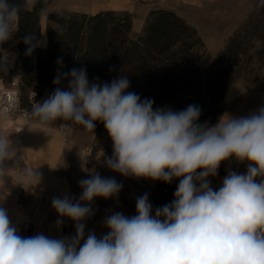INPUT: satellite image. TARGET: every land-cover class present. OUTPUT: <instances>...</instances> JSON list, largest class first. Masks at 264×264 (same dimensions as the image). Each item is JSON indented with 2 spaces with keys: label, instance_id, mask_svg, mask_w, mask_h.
<instances>
[{
  "label": "clouds",
  "instance_id": "1",
  "mask_svg": "<svg viewBox=\"0 0 264 264\" xmlns=\"http://www.w3.org/2000/svg\"><path fill=\"white\" fill-rule=\"evenodd\" d=\"M259 3L264 6V0ZM19 12V5L0 0V45L16 34ZM22 40L31 55L39 42L32 33ZM9 66L8 56L0 55V71ZM63 80L67 90L60 87ZM53 83L55 91L35 102L29 114L41 127L62 120L64 129L79 125L93 133L102 122L113 143L112 156L104 157L109 169L125 177L180 182L173 202L154 215L145 193L136 200V215L106 216L109 231L101 237L90 232L85 238L91 203L118 196L123 185L98 173L79 182L78 199L66 194L52 200L61 218L57 226L69 218L73 236L22 237L0 207V264H264V107L244 117L224 115L209 126L197 123L196 105L154 109L153 100L128 91L127 76L90 83L86 69L72 68L58 72ZM16 153L9 137L0 135V175ZM231 160L247 162L246 173L230 171L214 190L208 177ZM37 182L38 174L25 169L24 183Z\"/></svg>",
  "mask_w": 264,
  "mask_h": 264
},
{
  "label": "trees",
  "instance_id": "2",
  "mask_svg": "<svg viewBox=\"0 0 264 264\" xmlns=\"http://www.w3.org/2000/svg\"><path fill=\"white\" fill-rule=\"evenodd\" d=\"M10 2L20 6L17 32L12 38L13 49L17 52L13 65L15 74L19 75V89L33 85V77H36L38 84L32 87L38 96L45 88L53 92L57 87L53 81L58 72L84 68L90 83L111 84L113 80L127 76L130 81L128 91L135 92L142 100H153L154 109L182 111L189 105H196L201 109L197 123L211 126L218 122L222 113L220 102L231 71L230 67L220 69L226 54L220 52L205 71L201 70L197 65L199 54L195 55L192 50L194 45H202L201 39L195 37L196 30L173 11L150 10L144 32L136 39L129 35L132 15L126 10H101L94 14L74 11L65 15L49 12L47 45L36 46L31 55H26L22 38L26 33H32L35 40H39V18L49 0ZM26 2L28 7L24 6ZM262 8L258 6L256 10L260 12ZM261 17H264L263 13ZM187 30L194 36L189 42L185 36ZM258 38L264 45V21ZM7 44L0 47L5 48ZM164 51L170 52L165 55ZM58 59H62V65L57 63ZM66 85L67 80H63L60 87L65 90ZM94 133L92 154L102 149L112 156L113 143L102 122H96ZM230 171L246 173L247 162L223 161L218 174L208 177L211 187L218 190ZM153 182L150 197L155 213L157 208L173 202L180 180Z\"/></svg>",
  "mask_w": 264,
  "mask_h": 264
},
{
  "label": "crops",
  "instance_id": "3",
  "mask_svg": "<svg viewBox=\"0 0 264 264\" xmlns=\"http://www.w3.org/2000/svg\"><path fill=\"white\" fill-rule=\"evenodd\" d=\"M84 1L64 0L65 5H55V1H51L47 10L59 14L72 11L95 13L101 10H126L133 15L132 30L136 28V31L142 27L144 17L152 8L173 10L199 29L202 27L200 15L204 13L205 18L210 19L208 24L211 30L212 26L216 27L217 24L222 26L219 37L215 36L216 34L208 37V51L211 57L222 48L235 27L237 16L233 17L234 14L247 11L257 3L255 0H86L88 1L86 5H70L72 2L80 4ZM216 8L227 11L221 18L222 24L213 20V9ZM44 35V31L41 30L38 46L42 48L46 46ZM13 51L15 52L14 49ZM16 55L17 53H14V58ZM233 91L236 92V109H232L235 115L228 114L229 116H248L264 107V91L246 87L240 79L228 81L225 95L227 93L232 95ZM51 93L47 88L43 89L35 102H42ZM31 109L32 107L29 114ZM94 134V131L85 132L79 125L62 131L59 120L41 127L35 119L30 118V115L5 118L0 115V135L9 137L17 152L14 159L5 161L6 172L0 175V207L10 209L11 199L21 194L22 203L15 214L16 227L20 223L28 222L29 236L37 233L50 238L75 235V223L69 218L64 217L63 224L57 226L56 221L61 218L52 207V200L55 197L63 198L66 194L78 199L82 194L79 182L90 178L94 173L104 178H114L123 187L118 196L108 199L97 197L91 203L93 215L84 221L85 238L90 232L95 233L97 237L105 235L109 231L104 223L108 215L115 212H121L127 217L136 215V200L145 193L148 194L153 209L147 179L125 177L112 171L104 164V157L110 156L102 149L96 150L93 154H90V149L87 151L88 154L82 152V147L93 143ZM101 152L103 156H100ZM25 169H33L38 174L37 183L30 185L24 183ZM152 214H155L154 209Z\"/></svg>",
  "mask_w": 264,
  "mask_h": 264
},
{
  "label": "rangeland",
  "instance_id": "4",
  "mask_svg": "<svg viewBox=\"0 0 264 264\" xmlns=\"http://www.w3.org/2000/svg\"><path fill=\"white\" fill-rule=\"evenodd\" d=\"M33 0H30L32 3ZM55 1V5H65L66 3H63L64 0H49V2ZM257 3L254 5L251 9L243 12H239L238 14H234L233 17L237 16L236 20V25L232 29V31L229 33L228 37L226 38V41L224 42L222 48L215 53L213 57L210 56V52L208 51V37L210 35H215L217 37L220 36V32L222 31V26L217 24L216 27L212 26V30L209 27L208 20L209 18H205V14L202 13L200 15V21L202 23V27H197L193 25L192 23L188 22L185 18L182 16L178 15L183 19V21L188 24L189 26H192L196 30V36H198L201 39L202 45H194L193 46V51L195 55L199 54V58L197 61L198 67L205 71L209 66L212 60L217 57V55L220 52H225V62L221 64L220 69L224 70L228 67H230L231 71L229 73V76L226 81V86L223 92V97L220 102V107L222 110L221 116L228 115V114H234L232 113V109H236V92L233 91L234 94L227 93L225 95V90L227 88L228 81H233L234 79L241 80L246 87H252L254 89L262 90L264 91V45L258 38L260 34V27L261 24H263V19L261 15L262 13L264 14V6L262 8V11L259 12V10H256L258 6H260L259 0H255ZM75 3V4H73ZM86 5L88 4V1L81 2L78 4V2H72L70 5ZM31 6V5H30ZM48 7V6H47ZM48 8L40 15L39 18V25H40V32L41 30L44 31L45 33V39H46V45H47V36H46V24H47V14L49 13ZM152 9H166V8H152ZM150 9V10H152ZM149 10V11H150ZM170 10V9H168ZM115 11V10H113ZM123 10H116L115 12H121ZM148 11V13H149ZM173 11V10H171ZM240 11V10H239ZM53 12V11H51ZM74 12V11H72ZM78 12H83V11H78ZM174 12V11H173ZM57 13V12H55ZM69 12L65 13H57L58 15H65ZM96 13V12H95ZM146 14V16L148 15ZM175 13V12H174ZM87 14H94V13H87ZM227 14L226 10H222L219 8L213 9V20H217L218 23L222 24V17ZM132 15V13H131ZM46 16V17H44ZM146 16L144 17L142 27L139 29L136 28L135 30H132L131 26V31H130V37L133 39H136L138 35L143 34L144 32V26H145V19ZM132 20H133V15H132ZM206 20V21H205ZM52 25H54L53 22H50ZM224 23V22H223ZM226 28H224L225 30ZM185 36H186V41H192L194 36L191 35V31L187 30L185 31ZM41 37V35H40ZM40 39V38H39ZM7 46L5 48H2L4 50V53H0V55H7L8 56V63L9 67L7 68V71H0V92L9 86V82L11 81L12 77L15 75L14 69L16 68L13 64L16 57L14 58V53L16 54L17 52H12L13 50V41L9 40L7 41ZM141 47V45H140ZM42 48V47H41ZM170 51H164V54L167 55ZM152 66L155 67V64H152ZM153 67V68H154ZM255 79L252 80L254 77ZM251 80L253 81V84L250 85ZM22 84V83H21ZM33 85L38 84L36 77H33ZM33 85H25V88L19 89V103L18 107L16 108L15 112L12 115L9 116H3L5 117H14L17 115L21 116H29V109L32 107L33 102H35L40 95L38 96L36 93V89L32 87ZM232 89V88H230ZM65 90H67V85ZM234 90V89H233ZM35 92L36 95H32V92ZM1 115V114H0ZM59 124L60 120H59ZM60 129L63 131L64 128ZM94 145V141L91 145H86L82 147L81 150L86 149V151H89L90 149V154H92V147ZM89 154V155H90ZM87 155L85 156V161L87 162ZM147 179L149 186L152 187L153 185V180L149 178ZM22 203V198L21 194H18L14 196L11 201L9 202L11 208L6 209L11 222L14 224L15 223V214L17 210L19 209L20 205ZM28 224V222H26ZM15 225V224H14ZM23 223H20L17 226L18 229V234L21 235L22 237L30 235V228L24 230L23 228ZM16 226V225H15Z\"/></svg>",
  "mask_w": 264,
  "mask_h": 264
},
{
  "label": "built area",
  "instance_id": "5",
  "mask_svg": "<svg viewBox=\"0 0 264 264\" xmlns=\"http://www.w3.org/2000/svg\"><path fill=\"white\" fill-rule=\"evenodd\" d=\"M19 75L15 74L11 81L9 82V86L7 88H4L0 92V114L3 116H9L12 115L16 108L18 107L19 103ZM32 95H36L35 92H32ZM61 125L64 124L65 122L60 120ZM60 125V126H61ZM62 128V127H61ZM84 154H88L86 149L82 150ZM102 208L100 207V210ZM23 228L24 230L29 228V224L26 222H23ZM24 237H30L24 236Z\"/></svg>",
  "mask_w": 264,
  "mask_h": 264
}]
</instances>
